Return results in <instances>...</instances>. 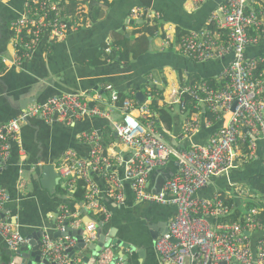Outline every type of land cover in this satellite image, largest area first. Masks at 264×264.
I'll return each instance as SVG.
<instances>
[{"label":"built area","instance_id":"built-area-1","mask_svg":"<svg viewBox=\"0 0 264 264\" xmlns=\"http://www.w3.org/2000/svg\"><path fill=\"white\" fill-rule=\"evenodd\" d=\"M188 1V8L197 10L208 0ZM25 2V13L11 22L17 37L12 62L16 66L30 57L43 37L60 40L71 26L65 8L57 1ZM129 13L135 18L160 17L158 12L139 6L131 8ZM207 24L209 28L205 30L180 36L181 53L194 62L226 57H230V62L217 74L213 84L199 80L170 88L168 104L189 115L184 120L180 144L174 146L165 138V128L151 107L150 101L159 92L148 93V100L140 103L128 98L120 100L118 92L111 85H105L102 90L109 97L104 108L91 105L83 94L63 93L42 103H30L0 124V171L10 159L11 143H20L21 127L28 119L71 123L85 117H99L112 121L111 114L119 110L120 119L112 123L122 145L116 154L106 152L97 128L79 135L90 146L88 158L68 150L55 167L67 191H72L78 181L83 182L82 205L100 221L85 224L81 231L84 242L96 241L97 224H103L108 218L99 199L100 190L92 180L96 174L108 182L105 195L119 204L124 203V184H128L137 200L176 208L168 223V232L155 243L160 264H264V210L252 207L239 220L224 221L221 219L233 212V203L225 202L220 193L198 196L214 178L258 158L257 148L264 140V53L247 57L246 51L264 42V0H223L210 11ZM152 83L161 85L157 79ZM188 104L192 105L191 111ZM202 108L210 113V119L200 117ZM141 118L145 119L144 123ZM217 122L221 126L212 130L206 142L192 139L201 126L211 128ZM170 161L176 162V171L157 192L150 191L151 173ZM260 161L264 167V152ZM114 165L123 167L122 178ZM235 191L249 198L257 195L250 187L246 190L235 187ZM8 200V193L0 187V213ZM80 221L78 211L63 207L57 216V227L63 231L64 222L73 228ZM0 237L13 251L29 241L14 223L2 218ZM70 240L65 237L56 242L44 232L42 254L55 264H71L63 253L70 246ZM98 261L99 264H124L114 256L112 246L101 250Z\"/></svg>","mask_w":264,"mask_h":264},{"label":"crops","instance_id":"crops-1","mask_svg":"<svg viewBox=\"0 0 264 264\" xmlns=\"http://www.w3.org/2000/svg\"><path fill=\"white\" fill-rule=\"evenodd\" d=\"M25 1L0 0V124L20 113L30 103H42L52 96L69 92L83 94L91 105L104 108L109 93L102 88L111 85L120 98L140 103L148 100V93H154V90L159 92L158 96H154L159 105L170 107L175 117L173 129H167L163 121H159L165 128V138L180 144L184 120L189 115L181 113L176 105L168 104L170 88L209 77L215 80L230 62V57L194 62L181 53L179 43L182 34L209 28V13L223 0H208L197 10L188 8V0H107L101 4L91 1L82 6L77 5L80 9L72 10V13L71 0H55L65 8L71 25L66 35L60 40L43 37L30 57L16 66L12 62L17 37L11 29V22L25 13ZM137 6L158 12L160 17H132L130 9ZM85 11L86 20L83 16L78 17ZM125 51L129 52L128 59L119 56ZM260 53H264V42L249 47L246 56L253 57ZM155 79L161 85H154L152 80ZM201 110L200 117L210 119L208 111ZM111 115L112 121L85 117L71 123H46L41 118H31L22 124L20 143H11L10 159L0 171V187L9 195V200L3 206L5 218L13 222L22 235L28 237L44 229L53 238V233L59 230L57 216L61 208H69V205L74 206L81 218L78 227L73 228L83 230L88 222H100L96 219L97 215L83 207V201H73L62 180L53 192L44 189L40 180L42 166L53 164L56 167L68 150L75 151L82 158L89 157L90 146L79 139L83 132L99 128L106 152L116 154L122 145L112 123L120 119L121 112L115 110ZM140 120L145 122L144 118ZM220 126L221 122L213 123L211 128L201 126L192 139L204 143L212 130ZM257 150V159L244 162L239 169L214 178L198 192V196L210 197L214 193H222L233 197L237 203L248 199L247 194L237 193L235 187L246 190L250 187L248 177L264 173L260 161L264 140L259 142ZM172 166L176 171L177 164L174 161L163 168L168 171ZM113 167L121 177V166ZM158 175L159 172L152 175L150 191L157 192ZM92 180L99 188V199L108 212L107 220L101 227V224L97 226L106 238L110 237L121 244L113 246L114 256L124 264H160L155 243L161 235L155 238V233L158 223H169L176 208L139 201L128 184H124L123 204L114 199L104 201L102 192L105 193L108 182L96 174L92 175ZM70 238L75 244V238ZM60 239L53 238L56 242ZM70 241L69 248L74 246H71ZM9 250L12 252L0 237V263L8 261ZM63 253L71 262L67 251ZM92 253L88 248L75 251L74 262L82 264L81 258ZM98 262L97 257L96 264Z\"/></svg>","mask_w":264,"mask_h":264},{"label":"water","instance_id":"water-1","mask_svg":"<svg viewBox=\"0 0 264 264\" xmlns=\"http://www.w3.org/2000/svg\"><path fill=\"white\" fill-rule=\"evenodd\" d=\"M71 93V92H69ZM171 144H173L174 146L177 145V143L173 140L169 141ZM122 168V175L120 178L123 177V167ZM157 170V171H156ZM156 172H159L158 178L156 180V188L157 191L160 189L161 185L163 184V182L169 178L170 176H172L174 174V169L173 166L171 167L170 170L165 171L164 168H159L156 169ZM155 172V173H156ZM154 173V174H155ZM152 174V175H154ZM150 176V180L151 177ZM41 186L46 189L49 192H53L54 188L56 185H58V183L60 182V177L58 172L55 170V167L53 164H47L42 166V175H41ZM104 194H101L103 196V200H110L111 198L107 197L105 195L104 192H102ZM0 218L2 219H6L5 218V212L2 210V212L0 213ZM9 220V219H7ZM11 222V221H10ZM13 223V222H12ZM101 225H99V227H101ZM97 229V240L91 243H85L84 240L82 239L81 236V231L82 228L79 229H75L72 228L68 225V222H64V230L60 231L57 230L53 233V238H65V237H72L75 238L76 242L74 244L73 247L71 248H66L65 250L68 253V256L71 260V264H79L74 262V258H75V251H80L83 250L85 248L90 249L91 251H93V253L91 254V256H87L85 255L84 257L81 258V263L82 264H96V259L98 257V255L100 254L101 250L105 247L108 246H114L116 245V241L111 240V238H106L105 235L101 232V228ZM154 230L156 229V227H152ZM168 232V222L164 221V222H160L158 223V230L155 233V238H158L157 236L159 235H164ZM247 234H249L248 232H246ZM44 235V229H40L36 232H34L32 235L28 236L29 241L26 244H22L18 250L8 252L7 254V259L8 261H1L0 264H55L54 262L50 261L46 256H44L42 254V250H41V238ZM173 240V239H172ZM175 242V240H173ZM119 245H121L120 243H117ZM10 248V247H9ZM112 264V262L110 263Z\"/></svg>","mask_w":264,"mask_h":264},{"label":"trees","instance_id":"trees-1","mask_svg":"<svg viewBox=\"0 0 264 264\" xmlns=\"http://www.w3.org/2000/svg\"><path fill=\"white\" fill-rule=\"evenodd\" d=\"M91 1H96L98 4L99 3L101 4L103 2L106 3L107 0H81L80 4H78V0H71V8H70L71 13H72V10L76 11V10L80 9L79 7H76L77 5L82 6L88 2L90 3ZM80 16H83L84 20H86L87 19V11H85L84 13L81 12L78 17H80ZM128 55H129V52L125 51V52L121 53L119 56L121 58L128 59ZM213 80L214 79L212 77L201 79V81H209L211 84L214 83ZM120 99L122 100V98H120ZM187 99H188V97H187ZM151 101H152L151 107L157 113V116H158L157 119L159 121L160 120L163 121V123L167 129H173V127L175 126V117L173 115L171 108L166 107L164 104L159 105L158 101L156 100V97H153ZM187 108L189 111H191L192 105L188 104ZM205 112H207V111H205ZM207 113L211 118L210 113L209 112H207ZM141 121L144 122L143 120H141ZM248 183H249L250 188L253 191H255L257 195L264 197V173H259V174L253 175L251 177H248ZM63 189L65 191V188H63ZM67 194H69L73 197L74 202L83 201L84 189L82 188V182L78 181V183L76 184V188L72 191H68ZM220 195L225 200V202L233 203V205H234L233 212H231L226 218H223L221 220H224V221L226 220L229 222L230 221H237L240 219L243 212L247 211L248 209H250L252 207H258L259 209L264 210V198L263 199H258L256 197L255 198H248L244 201H240V203H237L235 200H233V197H231L229 195L222 194V193H220ZM68 209L71 212L75 211L73 205H69ZM261 212H263V211H261Z\"/></svg>","mask_w":264,"mask_h":264},{"label":"rangeland","instance_id":"rangeland-1","mask_svg":"<svg viewBox=\"0 0 264 264\" xmlns=\"http://www.w3.org/2000/svg\"><path fill=\"white\" fill-rule=\"evenodd\" d=\"M236 185H237V184H236ZM261 197H262V196H258V199H263V198H264V197H262V198H261Z\"/></svg>","mask_w":264,"mask_h":264}]
</instances>
